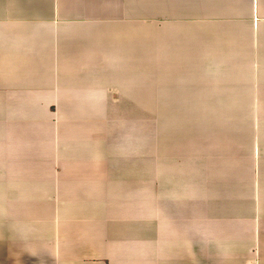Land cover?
I'll use <instances>...</instances> for the list:
<instances>
[{"label":"crops","instance_id":"1","mask_svg":"<svg viewBox=\"0 0 264 264\" xmlns=\"http://www.w3.org/2000/svg\"><path fill=\"white\" fill-rule=\"evenodd\" d=\"M0 264H264V0H0Z\"/></svg>","mask_w":264,"mask_h":264},{"label":"rangeland","instance_id":"2","mask_svg":"<svg viewBox=\"0 0 264 264\" xmlns=\"http://www.w3.org/2000/svg\"><path fill=\"white\" fill-rule=\"evenodd\" d=\"M154 121V120H153Z\"/></svg>","mask_w":264,"mask_h":264}]
</instances>
